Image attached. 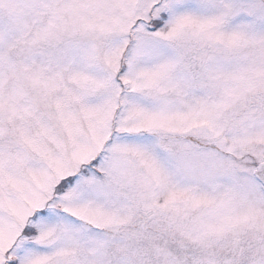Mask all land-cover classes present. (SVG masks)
Returning a JSON list of instances; mask_svg holds the SVG:
<instances>
[{"label":"snow or ice","instance_id":"1","mask_svg":"<svg viewBox=\"0 0 264 264\" xmlns=\"http://www.w3.org/2000/svg\"><path fill=\"white\" fill-rule=\"evenodd\" d=\"M0 264H264V0H0Z\"/></svg>","mask_w":264,"mask_h":264}]
</instances>
